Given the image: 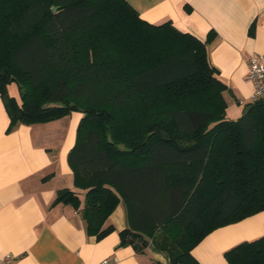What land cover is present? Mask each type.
<instances>
[{
    "label": "trees",
    "instance_id": "16d2710c",
    "mask_svg": "<svg viewBox=\"0 0 264 264\" xmlns=\"http://www.w3.org/2000/svg\"><path fill=\"white\" fill-rule=\"evenodd\" d=\"M211 39L148 22L127 0H0L7 130L81 113L66 159L85 190L86 233L110 232L103 222L122 199L120 244L152 243L170 264H200L191 249L204 235L264 209V97L227 116ZM57 202L80 204L68 187ZM224 256L264 264V235Z\"/></svg>",
    "mask_w": 264,
    "mask_h": 264
},
{
    "label": "crops",
    "instance_id": "0c3cea01",
    "mask_svg": "<svg viewBox=\"0 0 264 264\" xmlns=\"http://www.w3.org/2000/svg\"><path fill=\"white\" fill-rule=\"evenodd\" d=\"M127 1L148 22L169 20L202 40L211 32L208 56L227 85L222 92L227 116L237 117L253 94V84L244 78L248 58L259 54L264 60V0ZM7 90L19 102L14 82ZM80 115L73 111L7 130L9 116L0 97V258L9 252L12 264H98L103 259L109 264H170L167 252L152 243L143 251L120 244L119 231L128 226L122 199L103 222L113 226L110 232L99 239L86 233L81 215L85 190L74 186L66 159ZM62 187L77 193L78 207L53 203ZM263 235L264 209L212 229L191 254L200 264H229L225 250Z\"/></svg>",
    "mask_w": 264,
    "mask_h": 264
},
{
    "label": "built area",
    "instance_id": "2783aa9c",
    "mask_svg": "<svg viewBox=\"0 0 264 264\" xmlns=\"http://www.w3.org/2000/svg\"><path fill=\"white\" fill-rule=\"evenodd\" d=\"M244 78L253 84L252 98L264 97V60L261 55L253 54L248 58L247 71ZM14 255L7 252L0 258L2 264H12ZM98 264H109L103 259Z\"/></svg>",
    "mask_w": 264,
    "mask_h": 264
},
{
    "label": "water",
    "instance_id": "95a60500",
    "mask_svg": "<svg viewBox=\"0 0 264 264\" xmlns=\"http://www.w3.org/2000/svg\"><path fill=\"white\" fill-rule=\"evenodd\" d=\"M51 8H52V10H54V9H55V7H54V6H52Z\"/></svg>",
    "mask_w": 264,
    "mask_h": 264
},
{
    "label": "rangeland",
    "instance_id": "374dc122",
    "mask_svg": "<svg viewBox=\"0 0 264 264\" xmlns=\"http://www.w3.org/2000/svg\"><path fill=\"white\" fill-rule=\"evenodd\" d=\"M227 114V113H226Z\"/></svg>",
    "mask_w": 264,
    "mask_h": 264
}]
</instances>
